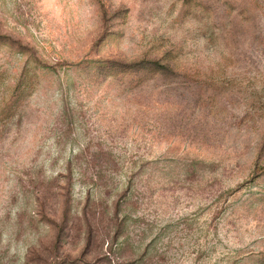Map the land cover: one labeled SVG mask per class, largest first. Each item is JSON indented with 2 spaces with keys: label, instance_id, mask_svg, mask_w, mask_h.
Here are the masks:
<instances>
[{
  "label": "rangeland",
  "instance_id": "obj_1",
  "mask_svg": "<svg viewBox=\"0 0 264 264\" xmlns=\"http://www.w3.org/2000/svg\"><path fill=\"white\" fill-rule=\"evenodd\" d=\"M0 264H264V0H0Z\"/></svg>",
  "mask_w": 264,
  "mask_h": 264
},
{
  "label": "trees",
  "instance_id": "obj_2",
  "mask_svg": "<svg viewBox=\"0 0 264 264\" xmlns=\"http://www.w3.org/2000/svg\"><path fill=\"white\" fill-rule=\"evenodd\" d=\"M141 66H139L138 69L140 68H145V69H152L154 71H158V70H166L167 67L160 65L157 62H151V63H140ZM22 84V79L19 80L18 84H17V89L20 88ZM16 89V88H15ZM17 92V91H16ZM20 98V95L16 93V95H14V99H13V105L17 102V100Z\"/></svg>",
  "mask_w": 264,
  "mask_h": 264
}]
</instances>
